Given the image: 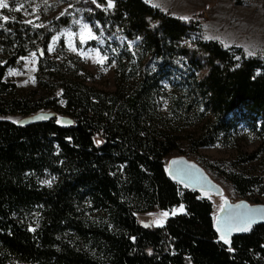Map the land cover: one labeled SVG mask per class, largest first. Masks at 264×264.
I'll return each mask as SVG.
<instances>
[{"label": "trees", "instance_id": "trees-1", "mask_svg": "<svg viewBox=\"0 0 264 264\" xmlns=\"http://www.w3.org/2000/svg\"><path fill=\"white\" fill-rule=\"evenodd\" d=\"M153 21L158 26L150 32ZM102 23L118 26L129 39L140 37L155 62L159 50L170 53L189 31L144 0H118L113 17ZM12 30L18 32L15 38L20 41V31ZM195 48L204 55L207 72L202 81L192 77L184 85L183 96L193 98L202 118L208 112L214 118L213 123L206 121L205 133L195 144L225 140L240 122L255 127L251 115L261 116L264 123V67L252 60L237 61L236 54L214 41L198 42ZM255 69L260 73L255 75ZM153 78L146 77L140 94L157 87L158 78ZM69 90L65 87L66 97L80 110L84 123L73 128H61L55 122L25 127L0 123V264H264V226L234 236L230 253L216 242L210 205L195 202L188 193L177 198L175 183L160 164L172 147L167 138L142 134L139 94L117 110L114 121L122 125L111 122L97 145L86 112H99ZM30 105L11 98L0 103V112H27L36 107ZM187 106L188 110L192 107ZM259 136L264 153V124ZM123 163L125 180L121 181L119 165ZM46 174L56 177L54 187L38 185ZM233 183L243 193L254 181L236 177ZM130 194L136 204L125 198ZM181 200L188 216L169 221L165 228L144 227L137 221V208L157 205L165 209ZM85 202L93 208H107L109 218L91 220L81 210ZM34 208L41 213V222L29 231L24 218Z\"/></svg>", "mask_w": 264, "mask_h": 264}, {"label": "rangeland", "instance_id": "rangeland-1", "mask_svg": "<svg viewBox=\"0 0 264 264\" xmlns=\"http://www.w3.org/2000/svg\"><path fill=\"white\" fill-rule=\"evenodd\" d=\"M117 1L112 0L113 7L105 11L107 0H97L100 7L92 0H5L9 7L0 8V17H8L7 21L0 19V103L13 98L36 107L27 112H0V123L17 126L20 119L41 112L55 114L56 118L49 122L56 124L61 118L72 121V128L76 123H84L80 110L66 97L64 89L67 87L87 99L99 112L96 115L87 110L86 119L94 126L92 141L102 143L106 126H111V122L122 125L121 121H114L117 110L139 94L138 105L143 109L142 134L154 139L167 138L172 147L160 160L165 176L169 161L184 157L202 168L221 190L220 195L198 193L175 183L177 198L188 193L195 202H207L214 230L224 201H227L225 205L240 201L264 205V153L260 151L259 136L264 124L262 117L250 116L255 119V127L243 122L235 124L233 135L225 140L219 138L212 145H197L195 143L205 133L206 121L213 123L214 118L209 112L202 118L193 98L183 96L184 85L192 77L202 81L207 72L204 55L195 48L198 42H217L236 57L264 67V0H144L150 7L189 27L170 53L158 51L157 62L143 48L141 38L129 39L118 26L103 25L102 21L107 22L117 11ZM81 24L88 25L91 38L85 33L81 40ZM157 26V22H150L149 31H155ZM12 27L20 31V41L16 40L18 32L13 33ZM259 73L257 69L255 75ZM153 75L158 78L157 87L140 94L142 82ZM187 105H192L190 110ZM124 165L126 163L119 165L121 181L125 180ZM236 177L252 180L254 184L242 193L233 183ZM43 180H49L51 186L42 184ZM57 182L56 177L46 174L38 180V185L52 188ZM125 198L137 203L133 194ZM81 208L94 221L107 220L110 216L107 208H93L88 202ZM135 211L142 226L148 224L158 229L165 228L175 218L188 216L182 200L165 209L154 205ZM164 211L170 215L162 217L160 214ZM173 212L175 214H171ZM40 217L41 213L34 208L24 219L28 227L34 229L40 224ZM157 220L159 224L154 223ZM232 238H228L227 245L218 236L216 242L228 249ZM15 264L33 263L19 261Z\"/></svg>", "mask_w": 264, "mask_h": 264}, {"label": "water", "instance_id": "water-1", "mask_svg": "<svg viewBox=\"0 0 264 264\" xmlns=\"http://www.w3.org/2000/svg\"><path fill=\"white\" fill-rule=\"evenodd\" d=\"M56 118V115L53 113H37L25 118L20 119L17 122V126L19 127H25V126H32L42 123H47L53 119ZM60 123L58 125L61 128H68L72 125V121H70L67 118H61L58 119ZM172 161H177V164H172ZM167 168H169V172H167V177L173 181L174 183L194 192H204V193H212L214 195H220L221 190L220 187H218L205 173V171L200 168L195 163L188 161L184 157H176L169 161ZM243 202V204L247 205L248 208L244 209H238L235 207V205L240 204ZM248 209H258L259 211L255 213L256 219L251 224L249 229L255 227V226H264V219L261 217H264V205H249L248 203L244 201H240L238 203L234 204H227L224 206L223 211L218 215L217 222H226L229 220L230 217H236L240 214H245L248 212ZM248 229V230H249ZM215 232L217 236L219 237V233H217L216 229ZM245 231H239L236 229H233L230 233L228 238H232L234 236L240 235L244 233Z\"/></svg>", "mask_w": 264, "mask_h": 264}, {"label": "snow or ice", "instance_id": "snow-or-ice-1", "mask_svg": "<svg viewBox=\"0 0 264 264\" xmlns=\"http://www.w3.org/2000/svg\"><path fill=\"white\" fill-rule=\"evenodd\" d=\"M92 3L96 4L97 7L101 6L100 4L97 3V0H92ZM7 7H9V5L5 2V0H0V8H7ZM112 7H113L112 0H107V8L105 9V11H107V9H110ZM0 19H2L4 21H7L8 17H0ZM29 23H31V22L29 21ZM75 23L80 24V21H76ZM0 27H2V25H0ZM153 27H155V25H153ZM81 28H82L81 40L83 41L85 33H87L88 36L91 38V32H90V30L88 28V25L87 24H81ZM53 39H56V37H53ZM136 39L139 40L140 37H137ZM131 47L132 46L129 45V50H131ZM73 51H75L74 48H73ZM249 55H251V53H249ZM21 59H23V58H21ZM236 59L239 60L240 57H236ZM100 63L102 64L103 61H100ZM237 67H239V65H237ZM13 123H16V121H13ZM57 123H60V121L57 120ZM68 139H70V138H68ZM95 143L97 145H99L101 143V141L100 140H95ZM171 163L172 164H177L178 162L177 161H172ZM165 171L169 172V168H165ZM41 183L42 184H47L48 186H51V182L49 180H43V181H41ZM222 199H223V197H222ZM226 203H227V201H224L221 204V210L222 211H223L224 205ZM235 207L238 208V209H241V208L247 209L248 208V206L243 204V202H241L240 204L235 205ZM180 208H181V210H183V205H181ZM258 211H259L258 209H248V212L245 213V214H240V215H238L236 217H230L228 221L223 222V223H221V222L215 223L214 227H215L217 233L220 234L219 235V239L222 240L224 244H226V245L229 244V239H228L229 233L233 229H236V230H239V231H247L249 229V227L251 226V224L255 221V219H256L255 213H257ZM171 214H175V213L173 212ZM160 215L162 217H167V216L170 215V213L167 212V211H164ZM261 218L264 219V217H261ZM154 223L159 224L160 221L157 220V221H154ZM148 226H149L148 224H144V227H148ZM28 230L29 231H34L35 229L30 227ZM132 239L134 240L135 238L132 237ZM227 250L229 252L233 251V249L231 247H229ZM149 255H151V250H149Z\"/></svg>", "mask_w": 264, "mask_h": 264}]
</instances>
